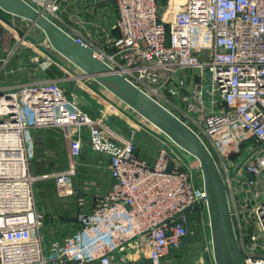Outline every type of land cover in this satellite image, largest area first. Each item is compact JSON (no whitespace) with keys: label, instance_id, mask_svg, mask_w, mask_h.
<instances>
[{"label":"built area","instance_id":"1","mask_svg":"<svg viewBox=\"0 0 264 264\" xmlns=\"http://www.w3.org/2000/svg\"><path fill=\"white\" fill-rule=\"evenodd\" d=\"M27 1L56 22L59 0ZM113 3L120 36L100 51L77 41L205 142L228 186L248 264H264V0ZM15 52L16 45L0 56L1 74ZM42 129L64 130L70 148L68 166L50 175L32 169ZM115 131L106 109L90 114L56 79L0 86V264H133L122 257L133 248L163 264L196 234L193 210L204 209L210 227L204 181L197 185L194 171L172 160L170 146L163 142L150 164L132 137ZM86 135L109 159L111 190L77 215L76 231L48 243L35 185L53 179L61 196L72 193Z\"/></svg>","mask_w":264,"mask_h":264},{"label":"crops","instance_id":"2","mask_svg":"<svg viewBox=\"0 0 264 264\" xmlns=\"http://www.w3.org/2000/svg\"><path fill=\"white\" fill-rule=\"evenodd\" d=\"M117 15L113 0H62L57 11L56 22L75 37L102 48L111 39L120 36L119 32L114 29ZM16 18L21 19L0 9V28L9 30L14 25ZM2 34L1 57L11 51L13 43L12 34L10 36L4 32ZM31 44V49H27L17 58H13L11 71L5 72L7 77L9 76L8 78L4 73H0L2 75H0V86H14L38 79H56L60 82L65 93L68 95L74 93L77 99L82 102L83 108L90 114L95 115L98 108L101 107L106 109L110 116V125L116 129L115 132L119 135L127 137L124 132L128 127L125 126L127 123L135 126L133 118L135 121L140 120L143 124L144 119L136 112L98 83H95L96 85L91 83L89 77H86L73 63L55 51L46 36L41 41ZM46 60H50L52 65L48 70H43L41 63ZM186 74L189 75V73ZM82 83L87 84L89 88L92 87L90 90L94 98L88 92L81 96L78 88ZM145 122L147 121L145 120ZM142 124L136 126L143 128ZM148 127L157 130L162 136L163 142L170 147L171 145L175 147L153 125L149 124ZM35 138L37 158L32 164L35 174L50 175L68 166L71 160L70 148L69 143L64 140L61 130L42 129L36 132ZM84 142L82 155L77 160V173L73 179L72 193L66 197L61 196L53 179L39 180L35 185L36 207L45 216L42 236L48 243L56 239H63L64 236L76 231L79 228L77 215L82 211L89 212L94 209L100 199L111 190L113 181L108 169V157L91 149L87 135ZM138 147L140 156L150 164H154L155 159L148 158L143 149ZM80 198L83 199L82 205L79 201ZM210 243L207 234L199 233L198 230L195 235L189 236L185 240L182 249L172 253L163 264H215ZM202 247L204 251L201 255L195 253ZM130 253L125 257H128L127 261L132 262L137 255Z\"/></svg>","mask_w":264,"mask_h":264},{"label":"water","instance_id":"3","mask_svg":"<svg viewBox=\"0 0 264 264\" xmlns=\"http://www.w3.org/2000/svg\"><path fill=\"white\" fill-rule=\"evenodd\" d=\"M0 9L41 29L55 51L199 162L198 169L206 191L215 264H248L238 238L228 186L216 158L195 131L112 69L95 54L90 45L77 41L74 35L27 0H0Z\"/></svg>","mask_w":264,"mask_h":264},{"label":"rangeland","instance_id":"4","mask_svg":"<svg viewBox=\"0 0 264 264\" xmlns=\"http://www.w3.org/2000/svg\"><path fill=\"white\" fill-rule=\"evenodd\" d=\"M159 1L162 4H165L167 2V0H159ZM57 3L61 4L62 0H59L58 2L56 1V4ZM52 18H54L56 20L55 15L52 16ZM0 30H2V29L0 28ZM1 32H4L7 35L9 34V36H10V34H12V40H13L12 48L14 47V45H16V52L13 55V58H17L19 55H21V53L25 52L27 49H31V47H32L31 43L34 44L36 41L39 42L42 39H44V37H45L44 34L42 33V30L39 29L37 26L32 25L31 22H29L27 20L17 19V18L14 20V25H12L9 30H7L5 28ZM96 50L100 51L101 48H97ZM6 55L7 54H5V56ZM5 56H3V57H5ZM12 60L6 65V67L3 70L5 77H7V74H5V72L6 71L9 72L12 69V66H13L12 64L14 61V60L13 61ZM90 79L91 80H89V81H91V83L96 85L95 83H97V82L92 78H90ZM91 88H92L91 86L89 88L87 84L82 83L81 85H79L78 89H80L79 92H80V94H82L81 96H83L84 93L88 92V93H90L89 95L92 96V98H94V96L92 95L91 90H90ZM79 102H80V104L82 103L80 100H79ZM133 122H134L133 125L142 124L140 122V120L135 121L134 118H133ZM135 123H137V124H135ZM148 123L149 122H145V120H144V122L142 124L143 128L134 127V126H132V124L127 123V126H125V127H128V128H126L127 131H125L124 133H126L125 135H127V137H132V139H134V142L136 143L137 147L140 146L143 149L144 153L147 154L148 158H152V159L154 158L155 159V157L158 153V150L160 148H162V146H164V143H163L162 136L158 133L157 130H154V128L153 129L149 128L152 126L148 127V125L150 124V123L149 124ZM137 128H139V129H137ZM63 131H62L63 138L66 142H68V138ZM170 148H171L172 160L175 163L180 164L183 168H191L194 171V180L196 181V184L199 186H202L203 176L198 169V165L196 164L197 160L195 158H193L191 155L187 154L182 149H180L178 146L173 147L171 145ZM138 149H139V147H138ZM239 211L240 212L244 211L243 207L240 204H239ZM196 215H198V216L195 217ZM207 217H208V215H206V212L201 207L197 208L195 211L193 210L192 213L190 214V218L194 222L193 224H195V225L197 224L199 226L197 228V230H199V233L205 232L207 234V236L209 237V241L211 242V233H210V227L207 225V219H208ZM128 249L129 248H127L126 250H128ZM203 251H204V248L202 247L199 251H196L195 253H197L198 255H201V253H203ZM123 253L124 252H122L121 255H123ZM131 253H136V255H137L136 259L134 260L136 262L133 264H139V263L140 264H150V261L148 260V258H146V256L148 255L146 252V249H144V248L134 249L133 248V250H131ZM212 253H213V251H212ZM125 255H126V253L122 257L125 261H127L128 257H125ZM134 261H132V262H134ZM119 264H122V263H119ZM129 264H131V263H129Z\"/></svg>","mask_w":264,"mask_h":264},{"label":"trees","instance_id":"5","mask_svg":"<svg viewBox=\"0 0 264 264\" xmlns=\"http://www.w3.org/2000/svg\"><path fill=\"white\" fill-rule=\"evenodd\" d=\"M196 164L199 165L198 161H196ZM197 216H198V215H196L195 217H197ZM191 221H192V219H191ZM193 223H194V222H193ZM193 227L195 228V230H196V232H197V231H198L197 228H198L199 226L194 224Z\"/></svg>","mask_w":264,"mask_h":264},{"label":"bare ground","instance_id":"6","mask_svg":"<svg viewBox=\"0 0 264 264\" xmlns=\"http://www.w3.org/2000/svg\"><path fill=\"white\" fill-rule=\"evenodd\" d=\"M188 154V153H187ZM190 155V154H189ZM199 163V162H198Z\"/></svg>","mask_w":264,"mask_h":264}]
</instances>
